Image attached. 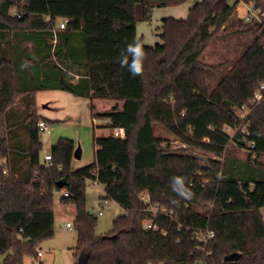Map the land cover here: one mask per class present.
I'll return each instance as SVG.
<instances>
[{
    "label": "trees",
    "instance_id": "trees-1",
    "mask_svg": "<svg viewBox=\"0 0 264 264\" xmlns=\"http://www.w3.org/2000/svg\"><path fill=\"white\" fill-rule=\"evenodd\" d=\"M189 1L0 0V264L39 258V244L55 235L57 192L76 209L75 264H264V98L251 105L264 82V24L236 17L242 3L264 12V1L203 0L186 19L162 21L161 44L140 40L142 75L119 62L155 8ZM226 34L246 39L239 56L204 63ZM47 90L88 98L92 110L116 102L98 116L124 138L94 136L93 162L77 169L74 141L60 139L46 166L36 94ZM173 177L191 198L173 190ZM88 181L125 211L105 236L86 208ZM206 231L214 236L202 240Z\"/></svg>",
    "mask_w": 264,
    "mask_h": 264
},
{
    "label": "rangeland",
    "instance_id": "rangeland-1",
    "mask_svg": "<svg viewBox=\"0 0 264 264\" xmlns=\"http://www.w3.org/2000/svg\"><path fill=\"white\" fill-rule=\"evenodd\" d=\"M203 0H190L188 3L179 7L155 8L150 22H140L138 31L140 38L144 39L146 46L155 47L161 44L160 38L162 21L166 18L184 20L187 18L190 9ZM235 0H231L233 3ZM264 1V0H262ZM246 7L242 3L237 9L236 17L245 18ZM221 35V34H220ZM245 38L237 36L223 35V37L212 43L203 56V62L209 65H218L227 59H236L243 49ZM97 102V101H96ZM37 114L47 124V131L41 132V142L43 145L44 156L50 153L52 147L60 139L73 140L76 149L80 147L81 159H74L73 168H81L89 165L94 160V136L106 137L112 134L111 130H104L101 127L106 124V120L100 116H94L92 103L88 98L77 97L71 93L60 90L40 91L36 94ZM122 105V103H120ZM97 105V112L103 114L115 102H103ZM243 114L246 112L243 111ZM93 119L96 123H93ZM99 126V127H98ZM157 134L170 140L175 149L184 148L182 143L175 137L169 135L162 127H158ZM231 135L234 133L229 132ZM237 147V146H236ZM234 153L240 159L247 157L246 151L237 147ZM192 153L213 159L212 154H205L195 150ZM62 192H57L54 197L55 212V235L52 239L41 242L38 250L43 253V257L35 258L26 256L24 264H75L74 250L77 246L78 234L74 227L76 219L75 206L61 202ZM104 188L93 181L87 182L86 187V208L97 219V233L105 236L113 229V223L119 216L123 215L124 210L111 200H104ZM102 212V215H99ZM264 217V209L262 210ZM67 223L73 225L70 230Z\"/></svg>",
    "mask_w": 264,
    "mask_h": 264
},
{
    "label": "built area",
    "instance_id": "built-area-1",
    "mask_svg": "<svg viewBox=\"0 0 264 264\" xmlns=\"http://www.w3.org/2000/svg\"><path fill=\"white\" fill-rule=\"evenodd\" d=\"M243 4H244V6L246 7V10H247L246 16L244 18V22L245 23L258 22V23L264 24V12H262V10L260 8H258L255 3L251 2V3H243ZM64 27H65V24L62 23L61 24V28H64ZM263 98H264V82H262L260 84L258 91L256 92L253 100L251 101V105L254 106L256 104H259L263 100ZM243 111H245L246 113L243 114L242 113ZM239 113L242 116V118H245L249 114V109L247 107H242L240 109ZM38 126H39L41 132H45L48 129L47 124L44 123V122H40L38 124ZM228 131L234 133V131H232L230 129H228ZM112 134L115 137L124 138V131L121 130V129L113 130ZM248 146H249L250 149H254L255 148V144L253 142L249 143ZM251 159L255 160L256 159V154H254ZM44 162H45L46 166H48V167L52 166V155L51 154L45 155L44 156ZM94 183H96V182H94ZM63 195L65 197L69 196V194L67 192H63ZM156 209H157V212H158L159 211V207H157ZM162 212H166V210L163 209ZM99 215L101 216L102 212H100ZM67 227L70 230L73 229V225L71 223H68ZM147 227L148 228H152V226H150V225H148ZM213 236H214L213 232L206 231L205 232V236L203 237L202 240L209 239V238H211ZM38 255L40 257V256H42V253L40 252Z\"/></svg>",
    "mask_w": 264,
    "mask_h": 264
},
{
    "label": "clouds",
    "instance_id": "clouds-1",
    "mask_svg": "<svg viewBox=\"0 0 264 264\" xmlns=\"http://www.w3.org/2000/svg\"><path fill=\"white\" fill-rule=\"evenodd\" d=\"M145 60L146 53L142 42L140 40L133 39L131 42L126 44L124 49H122L119 62L121 67H126L132 76H139L143 74ZM26 66L27 63L22 65V67ZM171 186L181 197L191 198L193 195L190 189L185 186L184 179L182 177H173Z\"/></svg>",
    "mask_w": 264,
    "mask_h": 264
},
{
    "label": "crops",
    "instance_id": "crops-1",
    "mask_svg": "<svg viewBox=\"0 0 264 264\" xmlns=\"http://www.w3.org/2000/svg\"><path fill=\"white\" fill-rule=\"evenodd\" d=\"M139 24V23H138ZM138 24H137V31H138ZM137 38L139 39V40H142L143 41V43L145 44V42H144V39L143 38H140V36H139V34H137ZM103 102H111V101H97V102H94V103H98V104H101V103H103ZM115 105H116V102H115ZM114 105V106H115ZM118 105H119V107H122V105L120 104V103H118ZM114 106H111V109L114 107ZM98 106L97 105H94V109H93V115L94 116H98V115H100V113L99 112H97V108ZM111 109H108L106 112H109ZM106 112H104V113H106ZM93 123L95 124L96 123V120L95 119H93ZM107 124H108V121L106 120V124L105 125H103V126H101L102 128L103 127H106L107 126ZM99 127V126H98ZM104 130H109L108 128L107 129H104ZM47 154H50V153H46L45 155H47ZM44 155V156H45ZM44 156H43V158H44ZM81 157H82V153H81ZM125 212V211H124ZM100 213V212H99ZM263 214V213H262ZM68 224V223H67ZM42 253V252H41ZM41 257H43V253H42V256H40L39 258H41Z\"/></svg>",
    "mask_w": 264,
    "mask_h": 264
},
{
    "label": "water",
    "instance_id": "water-1",
    "mask_svg": "<svg viewBox=\"0 0 264 264\" xmlns=\"http://www.w3.org/2000/svg\"><path fill=\"white\" fill-rule=\"evenodd\" d=\"M74 159H81V149H80V147H78L76 149L75 154H74ZM239 258H240V256H233V257H230L229 260L230 261H237Z\"/></svg>",
    "mask_w": 264,
    "mask_h": 264
}]
</instances>
